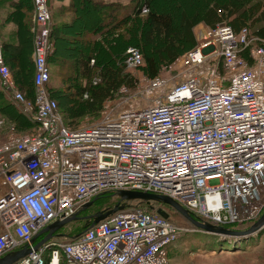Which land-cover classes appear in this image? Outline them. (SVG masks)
Returning <instances> with one entry per match:
<instances>
[{
  "label": "built area",
  "instance_id": "obj_1",
  "mask_svg": "<svg viewBox=\"0 0 264 264\" xmlns=\"http://www.w3.org/2000/svg\"><path fill=\"white\" fill-rule=\"evenodd\" d=\"M50 2L33 0V98L17 87L0 41V91L38 125L35 133L0 144V260L29 249L14 264H169L171 245L200 232L175 222L171 212L163 218L159 205L138 203L87 228L89 216L81 213L90 208L81 209L121 191L169 197L217 227L243 230L259 221L264 38L248 27L237 33L226 23L200 31L198 46L180 59L173 76L149 81V104L129 109L126 99L119 109L111 97L96 124L72 130L50 93ZM148 12L143 6L142 14ZM126 55L127 70L143 67L140 50L130 48ZM100 83L95 76L92 84ZM119 95L130 96L126 88ZM75 215L82 230H59L51 239L44 233L33 242L48 226Z\"/></svg>",
  "mask_w": 264,
  "mask_h": 264
},
{
  "label": "trees",
  "instance_id": "obj_2",
  "mask_svg": "<svg viewBox=\"0 0 264 264\" xmlns=\"http://www.w3.org/2000/svg\"><path fill=\"white\" fill-rule=\"evenodd\" d=\"M4 1H7L8 4H14L15 6H13L15 10L8 16L6 22H14L18 27L17 32H22L21 34H17V36L22 35V39H25L24 46L26 61L24 62V70L19 68L21 73L19 72V74L16 75V80L18 81L17 84L18 86H20V89L25 90L30 95L29 96L27 94L28 97L33 98L35 93V67L29 54L34 40V36L31 33V14L34 8L33 0ZM153 1L154 0H141L139 2L140 4L134 5L135 0H133V4L130 7L132 10L124 8L121 5L112 6L109 11H107L105 18H102V24H100L96 29L97 31L103 32V39H87L86 43H84L83 39H60V36L56 35L55 33V28L52 30L51 39L53 44V52L49 58V63L55 56L56 44L59 40V42L66 41L69 44L82 43V47L87 48V51H77L78 53L75 54L76 59L70 60L69 58H67V62L64 63L63 69L67 70L68 67L69 71H71V74L75 73L76 78L74 79V81L80 80V82H82L81 79L91 78L92 74L94 73V70H92V68L90 67L91 61L93 60L95 61V69L102 68V80L100 84L94 86L90 83L89 87H87L83 86L82 83L80 87L78 86L79 96H81V98H83L85 95L88 96L86 104L89 111H100L103 102L111 97L117 98L122 88H127L129 90L136 89V80L131 75L125 73L124 68L121 65H118L114 60V56L121 51L119 48L120 41L123 40V42L126 43L127 39H135L134 37L131 38L133 36V33L129 28L134 26V24L136 25L137 21H140V19L144 17L142 16V6H146L149 10L147 15L145 16L147 21L144 33L146 44L144 45V47L147 48L148 44H152L154 39H163L165 41V45H167L165 46V49L163 48V50L161 51L165 56V60L161 62L165 63L166 60H168L167 65H172L178 60V42L190 45L191 50H194L197 47L198 42L196 41L194 32L200 24H205L209 28H215L220 24L226 23L231 26L237 33L242 28L248 27L253 32V34H257L259 35V37L264 38V28L262 26V21L264 18V1L262 3L259 2L258 5H255L253 7H251V5L254 4V0H228L221 3L210 1L209 3H207V5L204 6L203 9H198L192 14H188L187 12L180 13L178 30L173 27V21L170 17L155 13V11L153 10ZM193 1H196L197 3L199 2V0ZM71 2L72 5L81 6V10L85 15H90L91 11L99 12L100 9V5H98L97 3H93L92 0H71ZM101 7L107 8L103 5H101ZM258 13H260V19L258 18ZM250 19L255 20L252 22L257 25V28L253 27L252 23H249ZM4 46L5 44L3 45V50L5 51ZM127 48L128 46L125 47V49ZM122 51H124V48L122 49ZM141 53L142 55H144L143 52ZM147 63L151 69V77L153 79L158 77L159 73L157 62L154 59L147 57ZM22 73L24 75H22ZM63 75L65 76V74L62 73L61 76ZM59 77H57V79ZM50 93L52 98L57 100L54 96V93H52L51 87ZM1 100L2 93H0V110L3 114L10 112L11 114L16 115L14 126L16 127L15 129L18 132L38 128V125L36 123L29 120L26 116L22 115L15 106L5 105V107H3L1 105ZM77 117V114H74L72 116L74 122L78 119ZM71 125H74V123L72 122ZM263 235L264 231L259 235V242L261 241V236ZM209 236H211V238L209 237V239L207 240H196L195 236L187 234L184 238L189 241H186L183 238L184 240L181 242V246L179 245V249L187 247L188 250L192 253H197L199 251H219L222 253L226 251H243V249H241L243 247H235L231 244H228V248H219V243H217L215 238H212L213 235ZM248 241L249 240L242 241L241 243ZM173 247L177 248L175 244L171 245V247L169 248V257ZM231 247L235 248L231 249Z\"/></svg>",
  "mask_w": 264,
  "mask_h": 264
},
{
  "label": "rangeland",
  "instance_id": "obj_3",
  "mask_svg": "<svg viewBox=\"0 0 264 264\" xmlns=\"http://www.w3.org/2000/svg\"><path fill=\"white\" fill-rule=\"evenodd\" d=\"M110 1V0H108ZM141 0H135V4H140ZM224 2L228 0H199L197 3L196 1L193 0H154L153 1V10L155 11L156 14L168 16L172 19L173 21V27L178 30L179 29V19H180V13L182 12H187L188 14H192L198 9H203L205 5L209 2ZM254 4L251 5V7L258 5L259 2H263L264 0H254ZM127 4H129L130 0H125ZM252 3V2H251ZM142 4V3H141ZM120 6V4H116ZM130 5V4H129ZM264 6V4H263ZM262 6V8H263ZM51 8V5H50ZM143 8V6H142ZM141 8V9H142ZM261 8V10H262ZM52 11V9H51ZM261 12V11H260ZM147 14H142V17L140 21H137V24L132 27H130V31L133 33V36L131 38L135 39H127L126 43L120 41V52L114 56V60L118 65H121L126 74L131 75L135 80H136V89L135 90H129L127 89V93H129L130 96L126 97H120V95L116 99H112L111 101L113 102V107H116V104H120V108L126 107V105H122V102L126 99H130L127 103V107L131 109L130 107H133V104L136 107L139 106H145L146 104H149L150 100L145 98V88L148 85L149 81L153 79L151 77V69L147 63V57L154 59L157 62L158 66V73L159 76L162 77H171L175 74L176 69L178 68V63L182 57H184L186 54L191 52V47L190 45L186 43H177L178 47V60L176 63L172 65H167L168 60H166L165 63L161 62L165 60V56L161 52L163 48L165 49V41L163 39H154L152 44H148V47L145 48L144 45L146 44V41L144 39V33H145V25H146V16ZM260 16V13H258V18ZM84 18V17H83ZM260 19V18H259ZM252 21H255L254 19H250L249 23H252L253 27L257 28V25H255ZM200 29V27H197L195 29L194 33H197V31ZM72 35L75 34L74 36H78L79 33H81V30L83 28L81 27L80 23L77 22L73 25L72 29ZM198 42V39H196ZM123 42V43H121ZM199 43V42H198ZM197 43V46H198ZM67 47L66 49H63V58H69L71 59H76L75 52L77 51H87V48L79 46L78 44H70V45H64ZM128 46L127 49L125 47ZM124 48V51L122 49ZM130 48H136L140 50V52H143L144 56V65L140 70H127L124 62L126 59V53L128 49ZM190 48V49H189ZM62 49V45H61ZM127 50V51H126ZM185 53V54H184ZM17 58L19 59L18 62V67L20 66L21 69L24 70V62L26 61L25 58V50H19L17 53ZM72 62V61H69ZM92 65V64H91ZM95 65V64H94ZM94 65H92V70H94L91 78H84L81 79L82 82L79 81H74L76 78L75 73L71 74V71H69V68L67 67L66 69H63L62 73L65 74V76H60L58 79H56L55 75L52 73V78L50 81V87L52 89V93H54L55 98L58 101L59 106H60V112L63 116V119L65 121V124L72 130H78V129H83L87 127H91L92 125L96 124L101 117V112L105 108V100L103 102V105L101 107V110L98 112H91L87 108V95H85L83 98L79 96V88L80 85L82 84L83 86L89 87V84H92V80L95 76H99L102 80V68H94ZM20 70V69H19ZM71 70V69H70ZM21 73V72H20ZM67 74V75H66ZM22 75H24L22 73ZM158 76V77H159ZM69 77V79H68ZM82 86V87H83ZM125 89V88H122ZM23 92V91H22ZM25 93V92H23ZM126 95V94H124ZM19 111V110H18ZM74 114L78 115V119L74 122L72 116ZM74 123V125H71V123ZM37 124V123H36ZM6 130V129H5ZM16 130V129H15ZM36 129H31V130H25L22 132H14V135H25V134H32L35 133ZM118 202V199L115 197H105L104 199H101L95 204L93 207L89 209L88 216L92 215H97L100 212H103L104 210L109 209L110 207L114 206ZM165 207V206H164ZM167 212H171L173 219L175 222L179 224H183L185 226L190 227L187 223L186 220L183 219L179 214L174 212L172 209L165 207ZM84 226L83 222H80L79 219L74 220L72 223L67 224L64 228L61 229L62 234H70V233H75L76 229L82 230V227ZM191 228V227H190ZM190 235H193L196 237V240L202 239V240H207L209 237V234L202 233V232H195L191 233ZM186 237V236H185ZM263 242H259V235L254 236L253 238H250L248 242L244 243H237L235 241H231L230 239L226 240H221L219 237H212L215 238L217 241L218 247L219 248H224V247H229L228 244H231L235 247H243V251L239 252H205V251H199L192 253L188 250L187 247L185 248H180L181 242L186 238L182 237L178 241L175 242V245L177 248L173 247L172 251L170 253L169 257V264H259V258L264 260V235L261 236ZM184 238V239H183ZM193 240V239H190ZM232 240V239H231ZM189 241V240H186ZM180 245V246H179ZM222 245V246H221ZM263 245V246H262ZM183 246V245H182ZM262 246V247H260ZM235 247H231L235 248ZM251 247V248H249Z\"/></svg>",
  "mask_w": 264,
  "mask_h": 264
},
{
  "label": "crops",
  "instance_id": "obj_4",
  "mask_svg": "<svg viewBox=\"0 0 264 264\" xmlns=\"http://www.w3.org/2000/svg\"><path fill=\"white\" fill-rule=\"evenodd\" d=\"M93 3H97L100 5L99 12L91 11L90 15H85L82 10L81 6L72 5L71 0H52L51 1V9H52V16H53V29L55 28L56 35L60 36V39H83L84 43H86L87 39H103V32L97 31L96 29L100 24L103 22V17L105 18L107 11L116 5L120 4L122 7L132 10L130 7L133 4V0H130L129 4L125 2V0H92ZM101 5L106 6L101 7ZM14 4H8L7 1L0 0V41L4 45L5 44V61L7 62V66L10 68L13 79L19 88L16 80V75L19 74L20 66L18 67V58L17 53L19 50H25V39H22L21 36H17V34H21L22 32L18 33V27L14 22L7 23L6 19L8 16L15 10L13 8ZM15 7V6H14ZM31 33L33 34V20H34V8L31 14ZM84 17V18H83ZM79 22L83 30L78 36L72 35V27L75 23ZM198 27L200 29L195 33L196 39L200 34V31L210 29L205 24H200ZM208 28V29H207ZM24 42V44H23ZM62 45V49H61ZM64 45H70L66 41H57L55 56L50 61L49 65L51 68V78L52 73L57 77L61 76L64 63L67 62V58H63V49H66ZM79 46H83L82 43L78 44ZM33 51H34V40L32 43V47L30 48V57L33 60ZM78 52H75V54ZM18 64V65H17ZM92 68V65L90 66ZM19 90L28 94L25 90L19 88ZM2 93V103L1 105L5 107V105H13V101L3 92ZM29 95V94H28ZM30 96V95H29ZM16 115L9 113L3 114L0 110V144L6 143L7 141L12 140L18 136L22 135H14L15 130V122ZM17 124V122H16ZM6 129V130H5ZM260 242H263L262 240ZM263 246V245H262ZM260 246V247H262ZM264 257V255H263ZM259 264H264V260L259 258Z\"/></svg>",
  "mask_w": 264,
  "mask_h": 264
},
{
  "label": "water",
  "instance_id": "obj_5",
  "mask_svg": "<svg viewBox=\"0 0 264 264\" xmlns=\"http://www.w3.org/2000/svg\"><path fill=\"white\" fill-rule=\"evenodd\" d=\"M117 198L119 201L112 207H110L107 210H104L103 212H100L97 215L89 216L88 223L86 225L87 228H94L98 224L107 221L111 219L116 214L123 212L130 207L133 206V204H146L149 206H155L159 205L161 207H158L157 212L160 216H162L165 219L170 218V214L163 209L162 206L168 207L172 209L174 212L179 214L181 217H183L184 220H186L188 223H190L193 227L198 229L200 232H204L209 235H215V236H223V237H229V238H250L253 237L255 234L261 233V231L264 230V215L260 218L259 221H257L254 225H252L248 229L243 230H234V229H227L223 227H217L208 223H202L199 220L195 219L193 215L185 208H183L181 205L170 199L169 197L157 195V194H151V193H145V192H139V191H121L117 194ZM97 200L89 203L88 205H85L80 212L85 211L96 203ZM79 212V213H80ZM77 215H79L77 213ZM77 215H75L71 219H67L65 221L57 222L53 225L48 226L46 229H44L42 232H40L38 235L35 236L33 242H35L40 234L49 233L50 235L47 237V239H51L54 236L56 232L61 230L65 225L70 223L73 220L78 219ZM41 245L38 244L35 248L37 249ZM30 253L29 249H24L22 251L16 252L12 255H9L3 259L0 260V264H14L18 260L22 259L24 256L28 255Z\"/></svg>",
  "mask_w": 264,
  "mask_h": 264
},
{
  "label": "flooded vegetation",
  "instance_id": "obj_6",
  "mask_svg": "<svg viewBox=\"0 0 264 264\" xmlns=\"http://www.w3.org/2000/svg\"><path fill=\"white\" fill-rule=\"evenodd\" d=\"M85 216H88V214H86V212L81 213V218H82V217H85Z\"/></svg>",
  "mask_w": 264,
  "mask_h": 264
},
{
  "label": "bare ground",
  "instance_id": "obj_7",
  "mask_svg": "<svg viewBox=\"0 0 264 264\" xmlns=\"http://www.w3.org/2000/svg\"><path fill=\"white\" fill-rule=\"evenodd\" d=\"M262 232V231H261ZM244 239H247V238H244Z\"/></svg>",
  "mask_w": 264,
  "mask_h": 264
}]
</instances>
